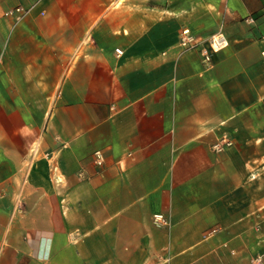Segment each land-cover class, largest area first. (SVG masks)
<instances>
[{
  "label": "crops",
  "instance_id": "1",
  "mask_svg": "<svg viewBox=\"0 0 264 264\" xmlns=\"http://www.w3.org/2000/svg\"><path fill=\"white\" fill-rule=\"evenodd\" d=\"M256 256L264 0H0V264Z\"/></svg>",
  "mask_w": 264,
  "mask_h": 264
},
{
  "label": "built area",
  "instance_id": "2",
  "mask_svg": "<svg viewBox=\"0 0 264 264\" xmlns=\"http://www.w3.org/2000/svg\"><path fill=\"white\" fill-rule=\"evenodd\" d=\"M18 2L21 0H17ZM28 13V10H26L24 7H22L20 4H18L13 9L7 11L5 13L6 17H11L14 19L15 22L21 21L25 15ZM248 23L253 24L254 19L249 18L247 20ZM179 45L184 51H190V50H197L201 56L202 62L204 65H209L211 62V55L219 53L221 51H224L228 48L229 42L227 38L224 36L223 33L219 32L207 39H202L199 37H196L192 35L188 30H182L179 35ZM117 55H120L121 52L119 50L115 51ZM226 141H222L219 143H216L213 145L212 149L214 152H222L224 147L227 146ZM96 164L101 165L103 163L102 156L100 153H96ZM156 221L160 223L167 224L162 216H155L154 217ZM251 264H264V257L263 256H256L252 259H250Z\"/></svg>",
  "mask_w": 264,
  "mask_h": 264
}]
</instances>
